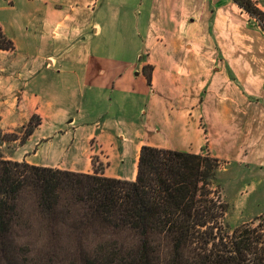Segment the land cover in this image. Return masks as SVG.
<instances>
[{"label": "crops", "instance_id": "0c3cea01", "mask_svg": "<svg viewBox=\"0 0 264 264\" xmlns=\"http://www.w3.org/2000/svg\"><path fill=\"white\" fill-rule=\"evenodd\" d=\"M33 1L47 6L51 23L35 26H46L42 38L55 48L72 31V13L87 11L65 0ZM253 1L264 13V0ZM4 2L1 11L17 8L12 0ZM90 5L110 20L94 24L92 38L88 31L81 58L27 55L12 24L0 20L15 47L0 50L7 54L0 55V129L25 132L23 140L13 141L14 153L24 150V158L20 152L9 159L135 181L141 149L149 146L264 169V31L256 19L234 0H91ZM41 13L30 12L33 19ZM134 15L143 44L127 59L123 51L129 42L100 40L120 33ZM39 80V85L52 81L46 94L32 92V82ZM55 83L60 93L54 92ZM73 104L77 112H67L65 106ZM33 118L38 121L26 135ZM94 159L103 170L95 168Z\"/></svg>", "mask_w": 264, "mask_h": 264}, {"label": "trees", "instance_id": "16d2710c", "mask_svg": "<svg viewBox=\"0 0 264 264\" xmlns=\"http://www.w3.org/2000/svg\"><path fill=\"white\" fill-rule=\"evenodd\" d=\"M234 1L264 31L257 4ZM14 48L0 30V50ZM220 163L144 146L136 180L126 181L0 155V264H31L30 255L36 264H264V235L222 228Z\"/></svg>", "mask_w": 264, "mask_h": 264}, {"label": "rangeland", "instance_id": "374dc122", "mask_svg": "<svg viewBox=\"0 0 264 264\" xmlns=\"http://www.w3.org/2000/svg\"><path fill=\"white\" fill-rule=\"evenodd\" d=\"M12 1H14L17 8L13 11L0 10V20L6 24H12L14 27L13 34L19 38L20 44H25V47L21 48L22 52H25L27 55L39 56L41 58L48 55H62L66 58L85 57L87 53L86 45L88 44V42L86 43V34L88 31L89 36L92 38L91 32L93 25L98 23L104 26V24L110 20L109 17H106L105 19L102 15L95 13L94 6L90 5L91 0H89V5H87V3L81 5L80 0H65L68 5L72 6V8L78 9L81 7L85 8L87 11L83 10V12L80 13L79 11L78 13V10H76L72 13L71 20L68 22L72 26V31H70V35L66 37L62 46L55 48L51 42L45 41L42 38V36L46 34V26L41 28H37V26H35L37 22L41 23L44 22V20L47 21V23H51L49 21L50 17L47 14V6H41L39 2L33 0ZM4 3V0H0V8L4 5ZM256 3H258V1ZM32 9H40V11H42V16L36 17L38 20L31 17L32 15L30 12ZM137 18L138 17L136 15L128 17L129 20L122 24L120 29L121 32L117 35L116 33H109L107 37L100 40L102 41L101 44H105L106 42H117L118 40V43L124 41L129 42L130 47H127L123 51V56L127 59L134 56V53L138 52V49L143 44V39L140 36V33L135 32L134 29V23ZM141 20V24H144L143 17H141ZM31 22L33 24H31ZM128 23H132V25L129 26ZM22 27L25 33L21 35ZM29 27L30 30L28 29ZM19 28L21 29L20 32L18 30ZM0 30L2 31L1 27ZM97 40L98 39H95V42ZM104 49L111 52V48L106 47ZM61 50L63 51L60 53ZM0 55L4 57L7 54L2 52ZM15 57H17L18 60L19 56L16 55ZM47 73H49V75H53L55 72L52 70ZM40 82L41 80L32 82L31 90L36 94H46L49 87H52L53 85L52 81H49L48 84L47 82L43 84V81L42 84L39 85ZM53 88L56 89L54 92L60 93V86L57 88L56 83ZM65 107L66 111L69 113L77 112L74 104L70 107ZM37 121V118H33L34 124H36ZM22 131V129L19 131V135L3 134L0 129V155L6 160H11L9 158L13 159V156H16L12 155V153L18 155L20 152L21 153L19 155L24 158V150L17 153L15 151L14 153L16 144L13 142L16 138H21V140L24 139L25 132L23 134ZM205 139H208V136ZM205 146L208 150L209 142L206 140ZM93 163L96 169L98 168L99 170H103V163L99 164V162L95 159L93 160ZM219 167L220 168L216 173V181L213 187L218 193L219 201L228 207L227 213L221 222L222 228L225 231L232 232L236 228L247 224L246 226L250 231H259L255 235H264V169L260 170L254 168L255 166L250 169H242L239 168L234 161H232L229 165L225 164V161H222ZM99 170H97V172ZM39 258L40 257L34 255L28 256V260H33L31 264H36Z\"/></svg>", "mask_w": 264, "mask_h": 264}, {"label": "built area", "instance_id": "2783aa9c", "mask_svg": "<svg viewBox=\"0 0 264 264\" xmlns=\"http://www.w3.org/2000/svg\"><path fill=\"white\" fill-rule=\"evenodd\" d=\"M253 1V0H252ZM254 2V1H253ZM255 3V2H254ZM257 21V20H256ZM258 22V21H257ZM259 24V23H258ZM48 66H51V64H48Z\"/></svg>", "mask_w": 264, "mask_h": 264}]
</instances>
